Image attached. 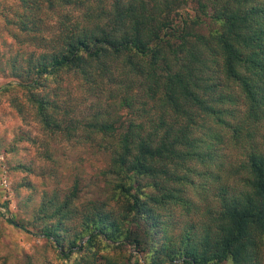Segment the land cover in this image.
Wrapping results in <instances>:
<instances>
[{"label": "trees", "instance_id": "trees-1", "mask_svg": "<svg viewBox=\"0 0 264 264\" xmlns=\"http://www.w3.org/2000/svg\"><path fill=\"white\" fill-rule=\"evenodd\" d=\"M189 1L0 0V35L13 42L0 73L25 100L11 106L108 156L111 205L77 204L75 183L34 210L35 235L65 264H140L125 246L143 264H264V0H195L193 18L179 14ZM68 75L137 115L70 118L58 99Z\"/></svg>", "mask_w": 264, "mask_h": 264}, {"label": "rangeland", "instance_id": "rangeland-1", "mask_svg": "<svg viewBox=\"0 0 264 264\" xmlns=\"http://www.w3.org/2000/svg\"><path fill=\"white\" fill-rule=\"evenodd\" d=\"M112 1L105 0V4L109 6ZM179 14L189 15L190 18L199 15L195 0H190ZM202 20L203 23L196 29L199 33L207 34L208 20ZM12 44L6 32H1L0 63L11 51ZM12 48L13 52L17 50L15 46ZM11 81L12 78L0 73V180L2 175L8 182V189L0 185V264H25L28 261L31 264H65L58 256L59 251L46 238L35 235L40 225L34 220V210L43 192L51 193V190L56 189L62 197L69 193L75 183L79 190L77 204H110L113 177L106 172L108 156L97 147L95 140L87 136L77 133L68 139L50 136L29 108L23 120L10 103L13 96H18L24 103L22 93L5 89ZM61 87L58 99L70 106V118L90 119L94 112L99 111L105 119L112 118L125 123L137 115L129 109L112 106L115 98L107 90L89 91L72 75L64 77ZM139 105H136L135 110L141 109ZM45 149L51 152L52 160L44 157ZM18 164H23L29 170L15 169ZM203 181L196 179L198 183ZM174 214L175 219H182L179 209ZM7 218L27 224L31 233L11 225ZM121 253L124 257L133 254V260L137 258L140 264L144 263V254H138L130 246H125Z\"/></svg>", "mask_w": 264, "mask_h": 264}, {"label": "built area", "instance_id": "built-area-1", "mask_svg": "<svg viewBox=\"0 0 264 264\" xmlns=\"http://www.w3.org/2000/svg\"><path fill=\"white\" fill-rule=\"evenodd\" d=\"M0 161H2V157L1 156H0ZM0 185L2 186L3 189H8V182H7L5 176L1 175Z\"/></svg>", "mask_w": 264, "mask_h": 264}]
</instances>
